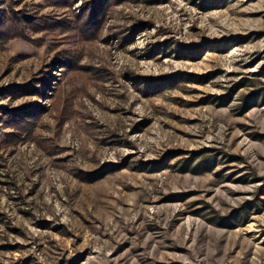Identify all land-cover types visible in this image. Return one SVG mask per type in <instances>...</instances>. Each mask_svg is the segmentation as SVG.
Segmentation results:
<instances>
[{
	"label": "rangeland",
	"instance_id": "374dc122",
	"mask_svg": "<svg viewBox=\"0 0 264 264\" xmlns=\"http://www.w3.org/2000/svg\"><path fill=\"white\" fill-rule=\"evenodd\" d=\"M0 264H264V0H0Z\"/></svg>",
	"mask_w": 264,
	"mask_h": 264
}]
</instances>
